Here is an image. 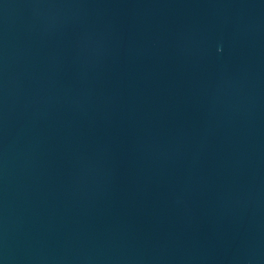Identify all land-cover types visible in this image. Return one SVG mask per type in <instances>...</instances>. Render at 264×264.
<instances>
[{
    "label": "water",
    "instance_id": "obj_1",
    "mask_svg": "<svg viewBox=\"0 0 264 264\" xmlns=\"http://www.w3.org/2000/svg\"><path fill=\"white\" fill-rule=\"evenodd\" d=\"M0 264H264V0H0Z\"/></svg>",
    "mask_w": 264,
    "mask_h": 264
}]
</instances>
